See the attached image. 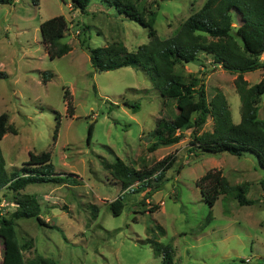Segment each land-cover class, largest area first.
I'll use <instances>...</instances> for the list:
<instances>
[{"label":"rangeland","instance_id":"rangeland-1","mask_svg":"<svg viewBox=\"0 0 264 264\" xmlns=\"http://www.w3.org/2000/svg\"><path fill=\"white\" fill-rule=\"evenodd\" d=\"M135 1L147 17L150 11L156 13L153 26L160 38L170 37L190 13L211 3ZM57 15L67 21L62 42L71 50L51 60L39 26ZM239 23L238 16L232 17L234 30ZM83 40L91 47L118 41L128 51L149 41L146 28L100 0H90L86 13L73 10L69 0H40L36 6L30 0L0 4V114L6 112L8 124L15 129L0 140L6 169L10 173L21 167L29 152L49 151L55 171L81 178L78 185L33 183L25 187L23 192L38 199L49 226L34 218L17 220L20 241L31 242L23 251L24 259L41 254L59 264H161V255H155L151 247V241L157 240L171 245L172 264H264V191L259 183L264 170L257 158L251 153L238 157L227 152L197 156L190 152L193 136L212 130L210 117L200 129L185 130L179 142L151 149L149 133L159 118L177 115L175 101L162 97L141 70L129 66L95 70ZM199 57L201 63L177 64L176 70L186 78L196 77L207 101L214 88H219L228 100L233 122H239L236 74L210 65L211 56L201 52ZM44 71L52 73L48 81ZM263 74L258 69L244 79L252 85ZM65 89L72 115L66 109ZM263 101L264 95L259 103L261 119ZM126 103H138L139 108L134 112ZM90 124L93 130L88 139ZM171 152L177 160L166 172L164 186L145 198L147 188L125 192L122 212L115 216L109 205L123 193L122 186L101 161L120 158L139 168ZM211 168L221 169L232 185L248 183L246 196L255 203L239 205L233 199L224 203L220 195L209 208L195 182ZM15 207L10 191L1 189L0 215L9 217ZM210 211L213 219L206 223ZM16 261L5 256L0 238V264Z\"/></svg>","mask_w":264,"mask_h":264},{"label":"trees","instance_id":"trees-1","mask_svg":"<svg viewBox=\"0 0 264 264\" xmlns=\"http://www.w3.org/2000/svg\"><path fill=\"white\" fill-rule=\"evenodd\" d=\"M36 6L40 0H30ZM112 6L119 14L138 22L148 31L149 41L141 44L135 51H128L122 42H110L104 46L91 47L82 41L88 50L92 67L97 71L114 70L121 67H132L143 71L154 83L158 92L165 99L175 101L178 110L174 118L161 117L155 128L150 131L152 143L150 148L168 146L179 142L185 130L200 129L207 117L213 121L212 130L195 134L189 144V150L195 156L200 153L218 154L227 152L234 156L245 153L253 154L264 170V119L259 118V103L264 95V74L260 80L250 85L243 74L255 70H264V0H211L193 11L168 38H160L154 28L155 15H149L138 8L135 0H100ZM14 0H0V4H12ZM73 10L87 12L90 0H69ZM238 16L240 23L234 30L232 17ZM87 29V27H84ZM67 29L63 15L50 17L39 26L40 35L45 43L49 58L61 57L71 50L62 42ZM212 57V64H221V68L235 73L233 80L240 100V120L233 122L228 100L219 88L207 101L203 84L192 75L182 76L177 64L201 63L200 53ZM206 64V63H205ZM202 65V66H205ZM50 71H44L43 78L48 81ZM6 77L5 74L2 75ZM68 90L64 91L67 111L73 114V106L67 100ZM134 112L138 103H126ZM264 109V101L262 104ZM197 116L193 118V115ZM58 116L55 117L57 120ZM58 123V120H57ZM93 125L88 127V139L91 138ZM14 132L8 124V114H0V140L7 132ZM29 158L21 167L8 172L0 147V190L10 191L15 203V210L9 217L0 215V238L4 245V254L17 259L15 264H59L56 260L35 254L24 259L23 251L31 247L30 241L21 242L17 233V220L34 218L40 225L49 226L42 217L38 199L23 192L33 183H55L78 185L81 178L72 172L55 171L49 151L29 152ZM177 155L171 152L150 166L135 168L127 165L120 158L113 162L102 160V165L110 175L121 183L123 193L110 202V210L115 216L121 214L124 207L125 192H137L149 189L144 198L159 191L165 184L166 172L176 163ZM181 164L176 172L180 171ZM264 191V177L259 181ZM136 184L134 189L132 185ZM203 200L212 208L222 195V201L236 200L239 205H251L255 200L246 196L249 185L246 182L232 185L221 169L211 168L197 178L195 182ZM94 208V207H93ZM154 208H157L155 206ZM95 209V208H94ZM227 212V210L225 211ZM213 219L211 211L206 223ZM52 228H55L53 225ZM160 233L164 230L157 226ZM155 255H161V264H172V247L157 240L151 241Z\"/></svg>","mask_w":264,"mask_h":264},{"label":"crops","instance_id":"crops-1","mask_svg":"<svg viewBox=\"0 0 264 264\" xmlns=\"http://www.w3.org/2000/svg\"><path fill=\"white\" fill-rule=\"evenodd\" d=\"M263 55H264V54H263ZM262 60H263V59H262ZM247 73H248V72H246V73L243 74L244 78H246V76H247L246 74H247Z\"/></svg>","mask_w":264,"mask_h":264},{"label":"water","instance_id":"water-1","mask_svg":"<svg viewBox=\"0 0 264 264\" xmlns=\"http://www.w3.org/2000/svg\"><path fill=\"white\" fill-rule=\"evenodd\" d=\"M221 66V64H218L217 68H219Z\"/></svg>","mask_w":264,"mask_h":264}]
</instances>
